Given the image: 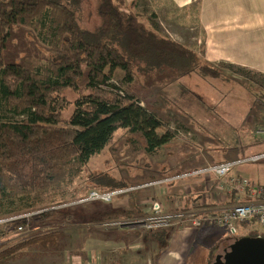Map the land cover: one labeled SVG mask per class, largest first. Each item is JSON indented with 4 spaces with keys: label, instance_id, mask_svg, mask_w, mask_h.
<instances>
[{
    "label": "trees",
    "instance_id": "obj_1",
    "mask_svg": "<svg viewBox=\"0 0 264 264\" xmlns=\"http://www.w3.org/2000/svg\"><path fill=\"white\" fill-rule=\"evenodd\" d=\"M68 1L0 0V212L18 207L42 218L75 220L76 211L59 207L66 203V185L75 181L117 130L139 134L151 154L174 135L134 93L119 90L112 82L115 70L123 72L127 86L139 74L155 69L173 79L197 75L246 83L256 91L252 102L259 96L264 106L262 72L236 63L212 64L147 27L141 12L132 8L134 3L126 9L125 0H95L101 23L91 30L78 22L84 0ZM68 89L76 93L73 101L64 95ZM71 105L73 111L64 118L62 113ZM6 114L21 118L14 120ZM94 182L88 189L100 193L122 188L113 187L110 177ZM181 210H187L186 205L177 212ZM80 214L87 224L133 216L123 208ZM254 222L251 218L237 223L248 230L238 237H264L260 226L249 229ZM27 224L25 216L0 223V238L21 233L18 227ZM170 227L156 226L148 232L159 250L169 243ZM222 230L225 236L231 235L228 229ZM65 236L60 229L0 246V264L26 257L31 247L44 254L59 253L65 247ZM231 237L233 242L236 238ZM218 241L206 247L207 264H213L220 254L215 252ZM224 241L225 250L231 242Z\"/></svg>",
    "mask_w": 264,
    "mask_h": 264
},
{
    "label": "rangeland",
    "instance_id": "obj_2",
    "mask_svg": "<svg viewBox=\"0 0 264 264\" xmlns=\"http://www.w3.org/2000/svg\"><path fill=\"white\" fill-rule=\"evenodd\" d=\"M61 1L70 3L68 0ZM166 1L125 0L124 7L127 9L129 3H134L131 7L141 12L147 27L177 43L183 42L182 45L191 47L205 59L204 46L201 44L195 48L196 39L194 44L191 43L194 42L191 39L194 32L196 36L199 28L195 30L191 26L187 29L180 26L184 30L181 29L175 18L186 12L175 5L174 9H169ZM96 10L95 0H84L80 7L79 25L95 30L101 23ZM187 10L186 8L185 11ZM179 24L184 25L181 22ZM169 27L172 36L165 34ZM209 62L214 65L227 63L221 60ZM231 77L239 80V76L233 73ZM112 82L122 92L134 93L140 104L156 113L174 135L159 147L158 152L151 154L145 150V141L139 134H131L124 129L117 130L106 147L89 159L75 181L66 185V203L59 207H69L72 212L78 213L80 219L42 218L34 213H24L18 207L2 210L0 218L20 214L27 217L28 224L21 233H11L0 238V246L48 231L61 229L66 233L65 247L59 253L44 254L31 247L27 250L26 257L9 260L7 264H159V261H166L169 243L159 250V244L149 236L150 228L154 226L148 227L146 223L152 217L162 214L180 213L177 209L181 207L180 200L186 190L184 187L190 183L186 179H205L206 175L211 176L207 181L215 179L214 175L208 173L182 175L208 164L233 158L231 154L249 158L264 152V106L260 104L259 96L252 102V95L256 91L250 90L246 83L225 82L197 75L173 79L169 74L156 69L139 74L138 80H134L129 86L123 82V72L115 70ZM64 95L70 101L76 98V93L70 89L65 90ZM72 111L71 105L64 110L63 117L68 118ZM6 116L14 120L21 118L10 114ZM163 131L164 128L159 132ZM249 163H252L248 166L254 182L264 185V158ZM106 177L112 178V183H115L113 187L122 188L109 199H90L91 190L87 185H96L95 178ZM163 177L174 178L160 186L158 181ZM182 181L184 182L181 183ZM201 183L205 188L204 181ZM202 186L191 184L187 187L200 190ZM216 192L219 196H227L222 191ZM225 199L217 196L213 205L219 210L213 213L226 209ZM154 202L159 203L160 212L154 210ZM106 208L131 210L133 216L91 224L84 223L79 216L80 213H93ZM257 224L254 222L249 229L260 228ZM165 225H171V239L172 236L175 238V231L179 229L196 228L191 221L180 223L178 219H169ZM204 226L209 228L205 231L219 233L216 241L222 237L217 242V251L220 252L214 250L216 253H223V246L220 245H223L224 240L232 242L231 235L239 238L240 234L248 232L246 226L244 228L236 224L233 225L236 233L225 236L226 233L221 235L219 230L228 229L226 226ZM203 238L197 246H194L195 241L192 243L194 249L203 246ZM212 261L211 256L210 263Z\"/></svg>",
    "mask_w": 264,
    "mask_h": 264
},
{
    "label": "crops",
    "instance_id": "obj_3",
    "mask_svg": "<svg viewBox=\"0 0 264 264\" xmlns=\"http://www.w3.org/2000/svg\"><path fill=\"white\" fill-rule=\"evenodd\" d=\"M166 3L169 9H174L175 5L182 12H186L184 15H178V18H175V22L179 27L182 26L187 29L191 26L195 30L199 28V33L196 36L194 32V37L191 38L194 42L191 41V43L194 44L196 39L195 48L201 44L204 46L203 55L205 59L212 62L221 60L228 63L246 65L264 73V0H167ZM186 8L188 9L187 11H185ZM180 22L184 25L179 24ZM169 30L170 27L168 33H164L172 36ZM178 42L180 41L178 40ZM180 43L183 44V42ZM262 153L264 152L257 154ZM231 156L234 157L228 159L229 161L246 157L238 154H231ZM262 158L264 156L254 160L253 163ZM249 162L251 161H244L235 165L234 169L232 168L231 170V174L245 175L254 182L251 168L248 166V164L252 163ZM242 163H245L244 166L241 165ZM207 178L186 179V181H190L188 183L189 186L191 184L193 186L197 184L202 186L203 183L201 181H204L206 187L203 188L202 186L200 190L195 187L189 188L187 187L188 185L184 187L186 190L182 194L180 205L181 207L186 205L187 210L179 211V214L182 213L181 216L184 217V222H190L189 215L192 211H195L196 215H208V213L219 210L213 205L217 196L226 198L225 208H229L239 201L249 200L238 196L236 193L224 192V190L217 188L216 178H211L209 181H207ZM216 191H222L227 196L224 197L222 194L219 196ZM175 204L177 205V203ZM204 228L209 229L204 226L202 228H182L175 231V238L172 236V239L170 238L171 241L169 240L168 258L166 261H159V264H207L208 250L206 247L216 242L219 233L209 232V230L205 231L206 229L202 230ZM201 231L205 232L200 233ZM219 231L223 230L220 229ZM220 233L223 234L222 232ZM202 238L203 246L194 249L192 243L195 241L194 246H197ZM178 241L180 242L177 243ZM226 241L228 243L231 242L229 240ZM188 253L192 254L189 255Z\"/></svg>",
    "mask_w": 264,
    "mask_h": 264
},
{
    "label": "built area",
    "instance_id": "obj_4",
    "mask_svg": "<svg viewBox=\"0 0 264 264\" xmlns=\"http://www.w3.org/2000/svg\"><path fill=\"white\" fill-rule=\"evenodd\" d=\"M264 137V135H262ZM264 156V153L253 155L249 158L237 159L235 161H222L212 164H208L203 168L194 172H187L182 176L189 174L208 173L215 176L217 179V188L224 190L226 193H236L238 196L245 197L249 200L239 201L233 204L231 207L221 210L218 213H208V215H196L195 211H192L189 215L190 221L193 226L196 225H211V226H226L230 233H236L233 225L237 223L254 218L258 225L264 230V185H259L252 182L247 176L241 174H231L232 168L244 161H254ZM206 177H211L206 175ZM174 177L160 178L158 183L161 185L166 184ZM213 179V178H212ZM117 193V191L100 193L96 190H91L90 199H109L111 195ZM154 210L160 212L161 207L159 203L154 202ZM182 214V213H181ZM177 213L176 215L162 214L158 217H152L146 225L148 227H156L165 225L169 222V219H178V222L182 223L184 217ZM24 215L12 214L0 218V223H5ZM156 225V226H155ZM23 227H18L17 231H22Z\"/></svg>",
    "mask_w": 264,
    "mask_h": 264
},
{
    "label": "water",
    "instance_id": "obj_5",
    "mask_svg": "<svg viewBox=\"0 0 264 264\" xmlns=\"http://www.w3.org/2000/svg\"><path fill=\"white\" fill-rule=\"evenodd\" d=\"M213 264H264V237L241 236L231 242Z\"/></svg>",
    "mask_w": 264,
    "mask_h": 264
}]
</instances>
